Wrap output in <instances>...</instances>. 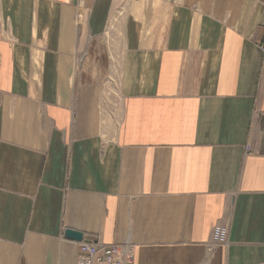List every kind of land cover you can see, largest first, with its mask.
Returning a JSON list of instances; mask_svg holds the SVG:
<instances>
[{
    "label": "crops",
    "instance_id": "obj_1",
    "mask_svg": "<svg viewBox=\"0 0 264 264\" xmlns=\"http://www.w3.org/2000/svg\"><path fill=\"white\" fill-rule=\"evenodd\" d=\"M81 241L264 264V0H0V264Z\"/></svg>",
    "mask_w": 264,
    "mask_h": 264
},
{
    "label": "built area",
    "instance_id": "obj_2",
    "mask_svg": "<svg viewBox=\"0 0 264 264\" xmlns=\"http://www.w3.org/2000/svg\"><path fill=\"white\" fill-rule=\"evenodd\" d=\"M229 226L217 223L212 231L208 249L212 251L216 246L228 243ZM77 264H135L133 244L80 242V253Z\"/></svg>",
    "mask_w": 264,
    "mask_h": 264
},
{
    "label": "water",
    "instance_id": "obj_3",
    "mask_svg": "<svg viewBox=\"0 0 264 264\" xmlns=\"http://www.w3.org/2000/svg\"><path fill=\"white\" fill-rule=\"evenodd\" d=\"M66 236L71 237V238H75V239H79V240L82 239V233H80L78 231L71 230V229H68L66 231Z\"/></svg>",
    "mask_w": 264,
    "mask_h": 264
}]
</instances>
